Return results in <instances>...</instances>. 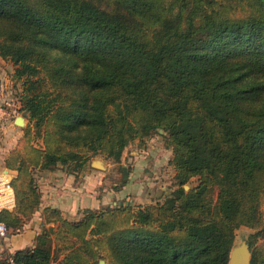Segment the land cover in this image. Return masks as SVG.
<instances>
[{
    "label": "trees",
    "instance_id": "obj_1",
    "mask_svg": "<svg viewBox=\"0 0 264 264\" xmlns=\"http://www.w3.org/2000/svg\"><path fill=\"white\" fill-rule=\"evenodd\" d=\"M0 56L29 119L5 157L15 208L0 222L17 228L40 209L38 171L119 162L153 134L175 170L163 202L78 220L45 207L57 227L18 263L229 264L249 226L251 264H264V0H0Z\"/></svg>",
    "mask_w": 264,
    "mask_h": 264
},
{
    "label": "rangeland",
    "instance_id": "obj_2",
    "mask_svg": "<svg viewBox=\"0 0 264 264\" xmlns=\"http://www.w3.org/2000/svg\"><path fill=\"white\" fill-rule=\"evenodd\" d=\"M4 63L3 68L6 69V84L0 85L4 89L0 92V153L6 148L5 143H11L4 140L5 137H18L24 134L25 128L29 126V119L24 116L21 111L20 94L22 92V82L12 78L14 68L10 63ZM7 85V88H5ZM17 116L25 117V125L19 126L15 123ZM160 132V131H159ZM164 133V132H160ZM40 144V140L35 142ZM172 151L166 147L165 139L162 135L153 134L147 138L145 142L135 140L129 144L122 155L119 162L112 159L98 156L90 160L89 166L106 171V177L98 183V196L107 193V202L95 208L100 210L116 204L131 205L134 208L145 206L150 203L163 202L165 198L176 188L175 170L170 163ZM93 161H99L104 169L91 165ZM140 162V163H138ZM2 174V173H1ZM42 171L37 172V178L40 181ZM105 176V175H104ZM198 178H192L190 182L184 185L186 190L196 186ZM122 187V188H121ZM123 188H127V193L123 194ZM123 194V195H121ZM217 191L215 192V196ZM5 209V208H4ZM3 210V209H2ZM262 210V225L264 227V204ZM74 210L73 214L66 213L64 217L70 220H78L83 216V210ZM48 225V226H47ZM47 227H57V223H48ZM257 229L249 226H241L236 231L235 244L240 245L248 240L250 234L256 232ZM256 246L264 247V237L260 238ZM253 255V250H252ZM109 264V263H108Z\"/></svg>",
    "mask_w": 264,
    "mask_h": 264
},
{
    "label": "crops",
    "instance_id": "obj_3",
    "mask_svg": "<svg viewBox=\"0 0 264 264\" xmlns=\"http://www.w3.org/2000/svg\"><path fill=\"white\" fill-rule=\"evenodd\" d=\"M4 63L9 65L8 63L10 62L0 56V85L6 84ZM10 65L13 67L12 63ZM5 88H7V85H5ZM3 89L0 86V91ZM20 137L21 135H18L17 138L14 137L12 140L10 137H5L4 140L11 143H5L6 148L0 153V174H6L7 172L8 175L9 173V179H12L16 175V172L6 168L5 157L16 146ZM106 175V171L94 169L89 165L75 172H68L62 165L53 170L42 171L39 181L42 192L41 207L31 217L23 219L19 227L10 226L7 238L2 239L0 237V264H5L8 254L34 246L38 234L46 226L43 215L45 207L60 208L63 214L66 215V213L73 214L74 210H77L75 212L77 213L86 208L95 209L104 205L107 202L108 195L107 193H102L98 196L97 190L98 183H101ZM123 191V194H126L128 190L127 188H123ZM14 208L15 203L13 207L7 209L13 211ZM50 264H58V261H53Z\"/></svg>",
    "mask_w": 264,
    "mask_h": 264
},
{
    "label": "water",
    "instance_id": "obj_4",
    "mask_svg": "<svg viewBox=\"0 0 264 264\" xmlns=\"http://www.w3.org/2000/svg\"><path fill=\"white\" fill-rule=\"evenodd\" d=\"M25 120L26 119L24 116H17L15 123L19 126H24ZM159 131L165 133L163 129H159ZM92 165L104 169L103 165L99 161H93ZM251 260L252 249L250 248V245L247 241L240 245H234L230 254L229 264H251ZM99 264H108V262L106 259H100Z\"/></svg>",
    "mask_w": 264,
    "mask_h": 264
},
{
    "label": "built area",
    "instance_id": "obj_5",
    "mask_svg": "<svg viewBox=\"0 0 264 264\" xmlns=\"http://www.w3.org/2000/svg\"><path fill=\"white\" fill-rule=\"evenodd\" d=\"M5 173L0 174V210L2 209H7V208H11L13 207L14 203H15V193H14V189L11 186V179L4 181L3 177H4ZM9 187L13 190V204L11 203L12 200H10V198H7L5 196V192H4V188ZM9 235V227L4 223V222H0V237L2 239L7 238V236ZM6 264H21L18 263L13 254H8L6 256Z\"/></svg>",
    "mask_w": 264,
    "mask_h": 264
},
{
    "label": "bare ground",
    "instance_id": "obj_6",
    "mask_svg": "<svg viewBox=\"0 0 264 264\" xmlns=\"http://www.w3.org/2000/svg\"><path fill=\"white\" fill-rule=\"evenodd\" d=\"M5 172V171H4ZM3 180L4 181H7V180H9V173H8V175H7V172H6V174L4 175V177H3ZM4 192H5V196L7 197V198H10V200H12V204H13V196H14V194H13V190L11 189V188H9V187H6V188H4Z\"/></svg>",
    "mask_w": 264,
    "mask_h": 264
}]
</instances>
